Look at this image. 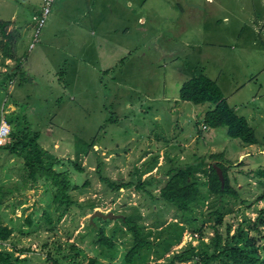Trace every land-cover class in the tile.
<instances>
[{"label": "rangeland", "instance_id": "374dc122", "mask_svg": "<svg viewBox=\"0 0 264 264\" xmlns=\"http://www.w3.org/2000/svg\"><path fill=\"white\" fill-rule=\"evenodd\" d=\"M6 1L9 2L8 5H0V18H10L13 10L18 6L24 7L28 12H34V17H39L42 13L41 0ZM34 26L37 28V20ZM39 35L41 34L39 33ZM2 37L0 35V121L4 118L10 124L11 130L15 129L16 131L25 129V123L28 122L32 130L40 133L43 141H40L39 144L44 163L53 164L68 174L71 180L70 192L79 202L87 203L92 200L98 205L96 209L106 213L113 211L124 214L142 226L144 224L145 230L150 231L151 244L142 250L141 255L136 258L135 264L164 262L168 257L189 247H197L199 251L203 249L211 251L212 248L202 242L209 243L213 237V225L217 222L215 214L217 210L223 215L220 231L224 237L227 236L228 226L232 228L231 233L240 225L243 226L246 231V239L257 238L253 244L258 247V251L264 259V225L261 226L262 234L252 229L255 219L264 210V199H258L264 188L259 186L254 179L249 178L250 175L247 172L250 168L247 165L255 168L254 165L245 162L239 165L234 163L232 157L234 154L236 155V142L224 130H216L215 136H212L211 144L227 149V155L231 159L225 160V165L231 182L240 191L241 199L230 196L216 198V195L210 194L208 183H203L200 185V201L205 200L194 207V212L191 215L196 219L195 221L191 219L189 225L181 224L182 226L179 225L177 228L174 226L177 224V212L157 199V190L152 189L154 197H151L137 187H131L122 192L120 198L113 202L112 196L108 195L111 189L101 180L100 172L110 179L130 181V173L136 169L138 152L133 151L136 155H132L130 151L129 137L131 136L128 135L130 128L128 118L133 121L136 130L142 129L141 127L147 124L151 135L157 136L158 134L163 138V151L166 148L164 163L168 167L158 171L159 175L162 174L159 180L165 179L166 171L174 167V159L171 158L177 151H172L170 146L176 141L183 140L185 135L179 136L178 132L174 133L171 127V116H168L165 111H162L164 112L162 113L163 121L158 127L152 118L156 110L153 109L154 111L150 115L143 117L137 110V105H128V103L137 104L136 102L145 96L143 85L146 86V83L140 81H142L143 75L154 71L153 57L155 54V56H159L157 51L163 50L164 52H159L168 55L169 58L173 52H177L178 56H184L186 59L187 47L183 45L173 47L171 45H147L145 48L134 50L133 52L137 54L146 53V73L140 69L130 78L131 81L138 83L136 86L140 85L143 88L142 91H139L135 86L133 89L127 90L123 85L114 84L110 88L114 96H110L108 99L103 92L106 88L101 87L97 92H93L89 88L80 95L79 93L75 95L63 92L60 95L61 102L58 103L55 101L58 91L56 86L30 85V44L26 47L25 57L19 60L21 63L13 61L5 64V57L13 56V50L10 46L7 47L8 51L6 50ZM163 42L167 43V41ZM33 44H36V41ZM188 57L193 59L194 54L189 53ZM186 62L185 60L182 66L184 74H187L192 68V64ZM70 69L72 68H68V70ZM12 70L16 72L14 73ZM183 73L181 72L179 75L182 76ZM67 78L69 79V76H65L64 80L68 84ZM73 88L76 92L79 91L77 84L64 87L66 91L70 90V92L73 91ZM224 89L229 94V87L224 85ZM151 90L156 92L158 87L153 86ZM103 99L108 104L103 102ZM12 105L17 107L14 112L11 111ZM169 106L167 105L165 108ZM196 109L199 111V108ZM53 115L54 117H52ZM141 117L147 118L143 125H140L143 122ZM109 118L111 119L107 121ZM113 122H117V124H113ZM202 123V115L199 114L198 123L195 124L199 127ZM252 124L256 126L257 137L260 141L257 147L260 150L264 147V125L259 120L252 121ZM183 127L188 132L191 129V124ZM187 132L186 134H188ZM198 133L201 134L200 131ZM201 136L203 135L201 134ZM145 139L148 140V137ZM12 143L9 137L7 145L0 147V185L3 187L0 192L2 201L0 215L3 223L13 226L14 234L1 246L7 247L9 250L14 249L18 252L19 257L26 256L22 264H80L87 262L91 257L98 258L99 264H126L124 254L130 248L132 240L129 230H125V224L119 219L99 220V226L105 228V234L114 237L117 248L111 250L96 243L99 235L98 229L93 228L90 223L91 205L82 208L74 205L61 214L64 209H57L54 204V191L50 184L40 175L36 180L29 176L24 156H19L8 149V145H12ZM149 144V140L143 142L146 154L149 150L145 148ZM207 156L196 159L197 162L203 160L204 169L198 170V176L204 182L207 181L210 169L208 165L215 163ZM257 160L256 167L263 164L264 158L259 155ZM175 162H178L177 158ZM153 163L154 160L151 157L146 164ZM80 168H83V172L79 171ZM203 170H206V174ZM151 177L153 176L146 179H151ZM154 178L158 179L155 176ZM138 179L143 180V175L135 174V181L137 182ZM136 207L139 214L135 213ZM47 213L50 215L51 221L48 220ZM162 222H166L163 228L152 226L155 225L154 223ZM200 229L203 230V239H201ZM181 231L180 241L171 249L164 251V245H168L166 241L171 242L177 239ZM195 232H198V237L191 239L190 234Z\"/></svg>", "mask_w": 264, "mask_h": 264}, {"label": "crops", "instance_id": "0c3cea01", "mask_svg": "<svg viewBox=\"0 0 264 264\" xmlns=\"http://www.w3.org/2000/svg\"><path fill=\"white\" fill-rule=\"evenodd\" d=\"M5 4L9 2L0 0L1 6ZM13 11L10 18H0L8 22L6 36L0 29L4 45L13 50V56L5 57V64L22 60L30 44V85L56 86L58 103L63 92L80 95L89 88L97 92L101 87L106 88L103 92L108 99L114 96L110 90L114 84L123 85L127 90L135 86L142 91L130 78L140 69L146 73V53L141 55L134 50L147 45L187 47L186 59L177 52L169 58L163 50L157 51L159 56L153 57L154 71L143 75L140 81L146 83L143 85L145 96L137 104L128 103L137 105L143 117L156 110L152 118L158 127L165 111L171 116L174 133L185 135L183 140L170 146L172 151H177L171 158L174 167L190 163L199 170L204 169L203 160L197 162L196 159L211 153L224 152L226 160L229 158L227 149L211 144L216 130L228 134V129L203 128L206 113L215 106L180 99L184 83L195 76L203 74L215 80L230 106L245 117L256 132L252 121L259 120L264 125V0H56L33 46L35 13L20 6ZM189 53L194 54L193 59L188 57ZM185 60L192 64L187 74L182 69ZM65 76H69L68 84ZM105 78L108 80H103ZM76 84L78 92L75 88L71 92L64 89ZM224 85L229 87V94ZM153 86L158 87L156 92L151 90ZM103 102L106 101L103 99ZM167 105L170 106L165 108ZM16 109L12 105L11 111ZM199 114L203 123L198 127L195 123ZM143 117L140 125L147 119ZM133 124L128 118L130 151L132 155H136L133 151L138 152L136 169L131 171L130 178L141 174L143 180L150 176L159 179L162 174L158 171L168 167L164 163L163 138L157 133V136L151 135L147 124L140 130ZM188 124L191 129L187 132L183 126ZM147 137L150 144L145 148L149 150L146 154L143 142L148 141ZM233 140L236 142V155L232 157L235 164L245 162L256 166L259 155L264 158V147L260 150L257 147L259 138L258 143L250 145ZM40 141H43L41 136ZM151 157L154 163L147 165Z\"/></svg>", "mask_w": 264, "mask_h": 264}, {"label": "trees", "instance_id": "16d2710c", "mask_svg": "<svg viewBox=\"0 0 264 264\" xmlns=\"http://www.w3.org/2000/svg\"><path fill=\"white\" fill-rule=\"evenodd\" d=\"M8 22L0 21V29L4 36L7 35L6 26ZM8 45V44H7ZM6 50L7 47H6ZM180 99L183 101H190L196 105L211 103L215 107L208 111L204 118V124L210 128L226 127L228 129V136L232 139H239L244 144H256L258 138L255 129L249 124L248 120L240 116L235 109L230 106L224 96L219 84L201 74L186 81L180 92ZM26 128L16 131L12 129L10 132V139L12 145H8V149L19 155L24 156L26 167L29 171V176L36 180L37 176H42L52 187L53 202L57 209L63 208L61 212L63 214L67 209L77 205L84 207L91 205L89 213H93L98 206L95 202L90 200L87 203L79 202L75 199L71 192V180L68 174L59 170L53 164H45L41 154L40 133L32 130L30 123H25ZM7 142H5L4 145ZM1 147V146H0ZM210 160H214L215 163L209 165L210 169L207 174V181L204 182L198 176L199 168L196 165L189 164L185 166L173 167L166 171L165 179L159 180L152 178L135 181V175L130 181L114 180L104 176L100 172L101 180L104 184L111 189L108 194L112 196L113 202L120 198L122 192L128 190L131 187H137L139 190L144 191L149 196H153L152 189L157 190V199L163 202L167 207L172 208L177 212L176 219L177 226L189 225L190 220L195 221L196 218L192 217L194 207L203 202L200 201V185L208 183V188L212 196L218 197H233L241 199L240 191L231 182L227 167L225 165V153H211L207 156ZM154 160V159H153ZM243 163V162H242ZM240 163V164H242ZM218 168H221L224 175V184L219 176ZM80 172H83V168H80ZM247 172L251 180L258 182L259 186L264 188V163L258 167L250 168ZM206 174V170H203ZM3 187L0 185V192ZM259 200L264 199V190L258 197ZM2 201L0 200V207ZM159 211V210H158ZM139 214L138 208H135V213ZM157 212V211H156ZM217 222L213 225L214 233L211 241L202 244L210 246L211 251L203 249L199 251L197 247H189L168 257L167 260L155 264H264V259L258 251L253 242L257 238H245V229L243 226H239L233 233H231V226L227 227V236L224 237L220 231V226L223 224V215L220 211H216ZM124 215V214H123ZM125 218H119L125 224V230L131 233L132 244L124 254V261L126 264H135L136 258L141 255L142 250L151 244L149 239V232L145 230V226L139 224L137 221L129 219L127 215ZM48 220L51 221L50 215L47 213ZM99 220H107L101 217H96L94 222L91 223L93 228L98 229V239L96 243L105 246L108 249L115 250L117 243L114 237L105 234L104 227L99 226ZM116 220V219H111ZM152 225L156 228H163L166 222L154 223ZM90 225V224H89ZM264 225V210L260 212L255 219L252 229L256 230L259 234L263 233L261 226ZM182 226V225H181ZM183 230V229H182ZM199 231V230H198ZM201 239H203V230L200 229ZM198 233V232H197ZM14 234V228L8 224L3 223V219L0 215V264H22L25 257H19L14 249L9 250L4 245ZM182 231L179 233L177 239L168 242L164 245V251L171 249L176 243L180 241ZM264 236V235H263ZM94 244V243H93ZM80 264H99V260L96 257H91L87 262ZM151 264V263H144Z\"/></svg>", "mask_w": 264, "mask_h": 264}, {"label": "built area", "instance_id": "2783aa9c", "mask_svg": "<svg viewBox=\"0 0 264 264\" xmlns=\"http://www.w3.org/2000/svg\"><path fill=\"white\" fill-rule=\"evenodd\" d=\"M55 1L56 0H42V13L39 17H35V19L37 20V28L35 31V41H37L38 39L41 28L45 25L52 11V7ZM33 45L34 44H32V46ZM203 128L208 129L209 127L203 124ZM10 132H11L10 124L5 119H3L0 123V146H2L3 144H5V142H7L10 136ZM198 235L199 234L195 232L193 234H190V238L193 239L195 237H198Z\"/></svg>", "mask_w": 264, "mask_h": 264}, {"label": "water", "instance_id": "95a60500", "mask_svg": "<svg viewBox=\"0 0 264 264\" xmlns=\"http://www.w3.org/2000/svg\"><path fill=\"white\" fill-rule=\"evenodd\" d=\"M218 173H219V176H220V178H221V180H222V182H223V184H224V175H223V171H222V169L221 168H218ZM96 217H101V218H103V219H119V218H125V216L123 215V214H118V213H115V212H113V211H110V212H104V211H102V210H100V209H96L93 213H92V215H91V217H90V221H91V223H93L94 222V219L96 218Z\"/></svg>", "mask_w": 264, "mask_h": 264}, {"label": "bare ground", "instance_id": "6f19581e", "mask_svg": "<svg viewBox=\"0 0 264 264\" xmlns=\"http://www.w3.org/2000/svg\"><path fill=\"white\" fill-rule=\"evenodd\" d=\"M96 210V209H95Z\"/></svg>", "mask_w": 264, "mask_h": 264}]
</instances>
